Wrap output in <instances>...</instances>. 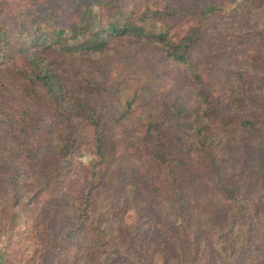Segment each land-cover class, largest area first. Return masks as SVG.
Masks as SVG:
<instances>
[{"label": "rangeland", "instance_id": "1", "mask_svg": "<svg viewBox=\"0 0 264 264\" xmlns=\"http://www.w3.org/2000/svg\"><path fill=\"white\" fill-rule=\"evenodd\" d=\"M187 1H191L194 8L199 7V0ZM239 1L200 2L203 5L220 3L225 5V11H231L235 5L241 4ZM35 8H38L42 30L55 33L64 29L61 34L64 45L74 46L85 41L69 25L75 19L74 0H0V23L7 28L11 43L4 44L2 49L12 53L9 60L0 61V264H68L69 261L78 264L81 263L80 252L87 246L92 252L90 263L94 260L97 264L95 252L102 246L95 242L87 244L89 235L82 225L69 240L58 246L59 249L55 246L58 240L54 234L61 229V221L59 226L53 222L51 234L47 231L51 213H56L54 200H60L57 194L64 192L61 190L64 185L66 192L72 196L79 194L82 197L90 193L89 175L99 158L95 149L89 147L76 156L73 170L72 167L70 171L65 168L55 174L60 159L59 132L64 121L52 106L26 90L17 74L18 54L12 52L23 40L18 32L20 11ZM101 14L100 5L95 3L83 24L91 23L92 31L97 30ZM254 18L255 13L246 10L233 20L209 21L211 27L192 52L199 66L200 78L169 58L159 46L130 38L111 40L97 55L88 52L69 55L61 47L54 46L46 53L43 51L64 87L111 119L107 129L109 151L113 157L108 177L113 182L111 188L119 185L122 197L119 190L121 200H113L110 207H121L120 212L128 223L126 230L135 231L137 227L141 231V243L152 247V252L160 253L157 250L161 245L166 247V242L169 247L180 242L184 251L193 254V244L190 243L189 247L183 244L184 237L179 232L183 226L190 228L188 234L192 238L195 236L193 241L199 243L211 242L214 230L228 226V205L212 180L215 165L208 156L198 151L200 144L192 136L191 127L199 122L212 127L219 116L224 121L233 98L239 93L240 83L233 80L239 70L247 77L250 87L248 99L237 114L241 117L257 114L264 121V97L261 92V89L264 90V40H260L253 30L256 27ZM180 23L178 31L183 33L191 21L181 18L178 25ZM88 37L91 39L92 35ZM197 88L212 95L217 102L215 108L204 110L196 95ZM176 102L187 109V117L168 116V113L173 115V111L177 110L172 107ZM234 116L236 111L229 116V120ZM152 119L159 121L160 129L156 133L169 147L162 146V149L169 157L166 161L170 166L152 155L155 141L147 133ZM221 126L220 132L215 131L213 136L208 131L204 133L205 144L212 147L221 143L227 152L221 165L228 169L232 167L228 161L242 160L234 153H244L255 175L251 186L255 206L250 208L251 220L246 219V223H254L255 226L249 229L241 226V238L238 239L241 243L252 245L254 239L264 233V216L263 222L256 216V210L264 212V181L257 175L261 169L264 171V147L254 145L258 137H264V129L259 128L253 133L233 124ZM2 165L11 171L19 167L31 201L28 213L15 224L10 214L17 208L16 198L11 193L8 174ZM56 195L58 197L54 198ZM179 198L187 199L183 217L174 214V205ZM48 205H52L48 209L50 216L43 209ZM122 216H108L109 226L117 228L116 221ZM257 225L260 227L257 228ZM195 226H199L200 231ZM250 230L253 234L249 233ZM56 249L61 254L56 255ZM249 252L246 264H263V258L257 256L263 255V251L251 246ZM197 255L199 264L213 260V255L223 257L214 244L201 246ZM222 264H227V260Z\"/></svg>", "mask_w": 264, "mask_h": 264}, {"label": "trees", "instance_id": "2", "mask_svg": "<svg viewBox=\"0 0 264 264\" xmlns=\"http://www.w3.org/2000/svg\"><path fill=\"white\" fill-rule=\"evenodd\" d=\"M200 1L199 7L194 8L191 6V1L187 0L161 2L151 0H74L75 19L69 25L85 39V41H81L74 46H66L61 41V34L64 29H60L55 33H47L42 30L38 8L20 11L18 32L23 40H21L16 50L12 49L14 54H18L17 67L19 71L17 74L24 83L26 90L52 106L64 121L63 128L59 132L58 152L61 156L58 154L60 159L55 174L58 175L65 168L70 171L72 167L73 170L76 156L82 154L89 147L95 149V153L99 158V160H95L89 175L90 193H86L82 197L79 194L72 196L66 192L67 187L64 185L61 189L64 192L57 194L60 200H54L57 207L56 213L52 212V218L50 221L47 220L49 221L47 231L51 234L52 230L50 228L53 222L57 226L58 222L61 221V229L54 234L55 239L58 240V245H55L56 248L59 249L58 246L62 245L65 240H69L76 229L82 225L84 231L89 235L87 244L95 242L96 245L102 246L95 252V254L97 253L95 258L97 264H199V256L197 255L199 248L201 246H212L213 244L223 257L218 258L213 255V260H208L203 264H222L225 259L227 264H246L251 246L263 251V255L256 254L258 257L263 258L264 264V233L257 236L258 238L254 239L252 245L241 243L238 240L241 238V232H239L241 226L246 229L255 226L254 223L252 225L246 223V219L251 220L250 208L255 206L251 194L252 178L255 177L252 166L244 153L242 155L234 153V155L242 157L241 162L230 160L228 162L232 165L231 169L224 168L221 163L225 162L227 152L220 142L218 145L209 147L205 144L206 139L204 137V133L207 131L212 136L217 130V133H219L221 130L219 125L231 126L233 124L239 129L246 132L253 131V133L258 132L259 128L264 129L263 118L259 115L241 117L237 114L240 107L248 99L250 87L246 80L247 77L241 70L236 71L238 76L233 79L240 83L239 93L236 98H233L230 110H228L229 114L226 115L224 121L219 116L212 127H208L201 122L191 127L193 130L191 131L192 136L197 138V143L200 144L197 147L198 151L208 156L215 165L216 169L212 180L218 191L225 197L228 205V226L225 229L214 230L211 233L212 241L208 240L206 243L193 241L195 236L192 238L188 234L190 228L183 226L179 231L184 237L183 244L189 247L192 243L191 251L193 254L184 251L180 246V242L179 244L172 243L170 247L169 243L166 242L164 248L160 244V249L157 250L160 253H156L151 251L152 247L141 243V231L139 232L137 227L135 231L134 229L126 230L128 223L120 212L121 207H110V202L113 200H121V198L119 199V192L121 191L119 185L111 188L113 182L108 177V167L113 157L109 151L110 142L107 129L111 119L105 117L95 106L78 97L74 91L65 88L55 67L43 55V51L46 53L47 49L52 46L61 47L69 55L83 52L97 55L108 46L111 40L119 37L130 38L159 46L169 58L196 74L197 78H200L199 66L192 57V52L203 41L206 32L211 27L212 24L209 25L210 20H233L239 14L250 10L251 13H255L253 20L256 27L253 30L260 40H264V0H241L239 1L241 4L235 5L231 11H225V5L220 3L203 5ZM95 3L100 5L102 14L99 28L92 31L91 23L83 24V20L89 18ZM181 18H188L191 21L183 33L178 31L179 26L182 25L181 23L178 25ZM79 21L80 24H78ZM89 35H92L91 39L88 37ZM4 44L5 46L11 45L7 28L0 23L1 62L9 60L12 56L11 51L2 49ZM228 79L230 80V78ZM261 92L264 97V90L261 89ZM196 95L199 97L205 111L215 108L217 102L204 89L197 88ZM172 107L177 110L173 111V115L171 112L168 113V116L185 118L189 115L187 109L177 102ZM235 111L236 116L229 120V116ZM159 129V121L152 119L147 127V133L151 134V138L155 141L151 152L154 157L169 164L166 161L169 157L163 152L162 146L169 147L162 143V138L156 133ZM254 145L264 147V137H258ZM231 153L233 154L232 151ZM67 164L71 165L66 166ZM2 167L5 168V165H2ZM7 169L8 167L5 168V172L8 174L9 187L16 198L17 208L10 214V219L15 224L28 213L31 201L27 197V190L23 185L19 167H14L12 171ZM257 175L260 180L264 181V171L262 169ZM57 195L54 198L58 197ZM120 197H122V194ZM186 200V198H179L178 203L174 205L175 216L183 217ZM51 206L43 207L44 212L47 210L46 214L49 216L48 209ZM110 215L122 216L119 221H116L118 222L117 228L109 226L108 216ZM256 216L259 221L263 222L264 212L256 210ZM65 222L66 224H64ZM257 226V228L260 227ZM205 228L207 230V226ZM195 229L200 231L199 226H195ZM249 233L253 234L251 230ZM58 249L55 250L56 255L61 254ZM171 249H173L172 252H170ZM73 259H75V256ZM90 259H92V252L91 248L87 246L80 252L81 263L78 262V264H95L94 260L90 263ZM68 264L72 263L69 261Z\"/></svg>", "mask_w": 264, "mask_h": 264}]
</instances>
